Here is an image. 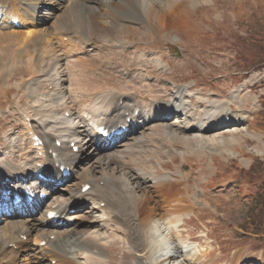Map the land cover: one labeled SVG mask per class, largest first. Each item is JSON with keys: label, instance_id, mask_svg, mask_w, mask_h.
Returning <instances> with one entry per match:
<instances>
[{"label": "bare ground", "instance_id": "obj_1", "mask_svg": "<svg viewBox=\"0 0 264 264\" xmlns=\"http://www.w3.org/2000/svg\"><path fill=\"white\" fill-rule=\"evenodd\" d=\"M45 5L55 6L52 13L47 12ZM180 6L181 3L172 1L156 4L153 0H0V80L16 73L25 54L31 79L26 82L24 94L37 103L36 109H21L20 114L30 148L18 152V165L6 161L0 167V264H77L79 254H84L86 262L107 264V246L116 237L136 254V264L209 263L206 259L209 252L201 250L199 243L190 239L185 242L180 232L173 233L194 206L187 202L192 199L189 187L184 190L178 187L179 181L188 184L190 173L182 172L180 167L156 174L154 167L148 166L149 159L156 160L160 153L169 156L179 144L196 146L202 154L204 150L221 147L215 151L233 156L228 146L239 148L237 152L242 154L248 139L259 143L255 152L260 154L264 151L263 129L252 127V119L232 107L236 102L231 95L225 100L207 97L203 103L214 105V110L197 109L192 102H184L189 90L176 81L171 97L166 99L141 95L135 90L136 84L129 89L118 78L101 85L96 78L83 76L96 72V63L86 58L93 51L107 43L111 50L117 49L124 55L130 45L124 34L130 36L131 25L147 27H143V34L151 35L154 28L160 34L168 21L177 16L175 9ZM60 11L67 14L60 16ZM49 23L53 24V30L67 26L56 32L62 35L60 45L66 52L62 53L59 47V37L48 36ZM141 32L137 35L142 40ZM170 36L165 33L159 39L165 41ZM139 45L136 42L131 46ZM96 57L101 65L104 60L109 63L113 60L109 55ZM149 58L142 54L128 65L117 64L129 76L140 64L148 63ZM154 59L160 68L164 66L162 57ZM149 73L145 69V79L150 77ZM65 80L67 87L63 84ZM171 117L175 121L166 125ZM95 123L111 131L127 125L129 131L105 140L95 129ZM35 135L41 140L38 146L31 140ZM91 150L106 154L105 162L95 160L78 167L80 156ZM111 151L116 162L124 164L130 160L133 167L126 175L105 170ZM143 154H149L147 161L142 159ZM184 162L188 159L184 158ZM63 167L70 168L69 176L61 174ZM40 169L49 181H39ZM73 179L78 182L68 195L56 197L61 192V188L57 192L58 183L61 181L63 187ZM85 185L89 189L83 191ZM5 190L17 196L27 192L34 196V201L29 203L25 196L17 204L15 195L5 201ZM40 192L49 195L43 200ZM85 202L100 212V218L89 221L85 217ZM76 210L80 213L71 214ZM50 211L58 215L60 224L48 218ZM77 217L87 219L88 224L82 226L76 222ZM171 219L178 223L172 224ZM32 231H36L37 248L28 243ZM232 256L231 264L264 261L261 253L234 251Z\"/></svg>", "mask_w": 264, "mask_h": 264}, {"label": "rangeland", "instance_id": "obj_2", "mask_svg": "<svg viewBox=\"0 0 264 264\" xmlns=\"http://www.w3.org/2000/svg\"><path fill=\"white\" fill-rule=\"evenodd\" d=\"M170 1L181 3L182 6L175 9L177 16L168 21L160 34L156 28L152 29L151 35L143 34L145 26L131 25L130 30L128 29L130 36L127 38L124 34L125 39L130 42L125 56L117 49L111 50L106 43L102 49L93 51L91 56L86 57L87 61L96 63V72H88L83 76L94 77L101 85L104 81L112 83L118 78V81H124V86L129 89L136 84L135 90L140 91L141 95H158L166 99L171 97V89L176 81L179 86H186L189 90L190 96L187 97L186 93L184 102H192L197 109L214 110V105L203 103L207 97L211 100H225L231 95V99L236 102L232 107L244 111L252 119V127L264 131V0H153L156 4H168ZM54 7L45 5L50 13ZM59 14L63 16L67 12L60 11ZM52 25L49 23L47 27L48 36L59 37V47L62 53L66 52L60 45L62 35H57L56 32L67 26L53 30ZM17 28L21 29L20 26ZM137 32L144 36L142 40ZM165 33L171 36L165 41L159 39V35L164 36ZM136 42L141 45L132 47ZM99 54L112 56L113 60L110 63L104 60L101 65L102 57H96ZM142 54L150 57L149 62L140 64V68L126 76L124 68H120L117 63L128 65ZM154 56L162 57L164 66L160 68ZM20 63L15 74L0 80V167L6 161L18 165V152L28 151L30 148V139L23 130L20 114L22 110L36 109L37 103H33L34 100L24 94L26 82L31 79L25 54L22 55ZM100 66H103V69ZM145 69L151 73L146 79ZM64 82L67 87V80ZM2 87L5 88L6 94L2 93ZM192 95L194 97L190 99ZM174 121V117H171L165 124ZM246 144L242 154L237 152L239 148L228 146V149L234 152L233 156L227 152L215 151L221 147L204 150L202 154L196 146L183 147L179 144L174 147V143L173 153L169 156L160 153L156 160L150 161L149 154L142 155V159H149L148 166L154 167L156 174L164 172L165 169L174 171L180 167L182 172L190 173L188 184L179 181L178 187L181 190L189 187L192 199L187 202L194 206L187 216L183 217L182 224L179 223L180 227L173 229V233L180 232L185 242L190 239L199 243L201 250L209 252L206 259L210 264H231L234 251H245L248 255L264 254V151L260 154L255 152V147L260 146L256 140L248 139ZM94 151L80 156L78 167L95 160L105 162L106 154H95ZM111 153L105 170H111L119 176L126 175L133 167L130 160H126L124 164L116 162L114 151ZM184 158H187L188 162L183 163ZM97 173L94 175L97 176ZM75 182L78 180H70L63 187L56 186L57 192L61 188L56 197L68 195V191L75 187ZM193 196H197V199ZM90 205V202L83 204L86 209L85 217L89 221L100 218V212ZM78 212L71 211V214ZM75 220L82 226L88 224V220L84 218L77 217ZM171 220L172 224L178 223L176 219ZM157 221L162 224L160 220ZM113 229L117 231L115 227ZM133 233L134 230L131 231V237H134ZM30 236L28 243L37 248L38 243L34 241L36 231H32ZM107 248V264H136V254L129 251L127 243L121 238L116 237ZM79 255L77 264H93L85 261L84 254ZM245 262L257 264L255 260Z\"/></svg>", "mask_w": 264, "mask_h": 264}]
</instances>
